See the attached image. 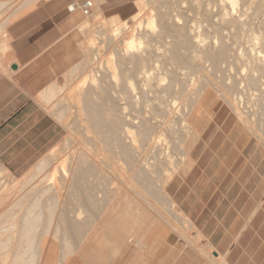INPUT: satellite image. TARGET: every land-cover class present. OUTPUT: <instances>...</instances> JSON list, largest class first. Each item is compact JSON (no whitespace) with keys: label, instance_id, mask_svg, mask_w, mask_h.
<instances>
[{"label":"crops","instance_id":"obj_1","mask_svg":"<svg viewBox=\"0 0 264 264\" xmlns=\"http://www.w3.org/2000/svg\"><path fill=\"white\" fill-rule=\"evenodd\" d=\"M84 1L0 0L19 3L4 29L7 61L0 68V167L10 178L27 174L65 136L42 102L83 58L85 23L94 17L126 21L136 13V0H91L89 16L67 10ZM191 153L192 165L174 176L161 199L151 200L167 203L169 218L158 214L160 222L146 209H121L118 199L103 200L93 213L99 204L76 188L83 212L65 215L56 228L64 236L46 243V264H264V178L236 182V164L224 167L228 156L199 166ZM194 172L195 180L187 181ZM127 207L133 221L123 217Z\"/></svg>","mask_w":264,"mask_h":264},{"label":"bare ground","instance_id":"obj_2","mask_svg":"<svg viewBox=\"0 0 264 264\" xmlns=\"http://www.w3.org/2000/svg\"><path fill=\"white\" fill-rule=\"evenodd\" d=\"M6 4L0 5L5 6ZM241 5L243 6L241 7ZM151 11H154V8L150 6V2L142 0L138 3L137 12L130 18L133 25L140 26L142 23L145 25L139 34H135V29H129L118 18L109 19L106 27V31L110 34L109 45L113 42L116 43L117 37L128 35L124 40L118 41L119 45L113 44L114 50L110 47L116 53V70L113 69L110 72V69L108 70L111 73L108 76L110 83H106V87L103 88L104 93L98 101L92 100L88 94L89 99L85 103L83 111L90 129L99 136L107 150L114 148L113 150L117 153L116 155L112 151L115 158L121 161V164L126 167L124 169L126 173L130 174L129 178L125 180V184L123 180L121 182L124 185L133 182L136 186L143 188L155 186L160 192H163L180 170L192 165L190 153L200 139V135L187 122V116L190 117L189 114L196 110V105H201V98L207 86L214 85L217 81L214 79L215 76L228 75L227 72L240 74L239 77L228 79V83L225 82L224 77L219 75L220 81L214 85L215 90L221 93V98L226 101L237 120L244 124L249 123V115L253 111L250 109L254 107L255 113L252 114H256V111L260 110L263 118H257V121L258 119L263 121H259V123L264 125V0H159L154 11L155 14H151ZM179 12L183 14L191 12V15L194 12L195 16L198 15L202 18L199 21L204 24L207 23L206 21H210V24L207 23L205 28L210 31V28L215 26L211 31L212 34H220L216 39L219 46L214 47L213 41L210 44L204 42L210 39L209 31L206 33L208 38L205 39L203 34L196 31L197 29L191 28L189 21H187L188 24L183 22V19L186 21L197 18L189 15L188 19L185 14L181 15ZM144 14L146 16H143ZM142 16L143 22L140 20ZM177 16L179 19L182 16L183 19L180 20L184 23L183 25L176 22ZM215 16L217 21L219 20V24L214 21ZM217 16L220 18L218 19ZM9 18L4 20L1 28L4 29ZM212 19L214 23H212ZM86 30L85 32L91 34L89 30ZM194 31L196 32L194 33ZM224 31L232 37L229 38L226 33L227 38L233 41L232 45L231 40L228 45L227 38V44L224 43L226 37L225 33H222ZM197 32L200 33L201 39L199 37L197 39ZM89 34L86 36L90 39ZM222 34L225 37L221 36ZM142 39H145L146 42L144 40L141 42ZM239 40L246 41L242 42V45ZM6 41L5 36L0 37V52L7 51ZM89 41L86 44L87 48L92 46ZM201 42L207 45H202ZM238 42L239 44H237ZM141 43L143 47L140 46ZM115 53L110 55H115ZM1 54L0 56L3 57L5 53ZM2 64L4 63L0 61V68ZM98 72L100 73V71ZM195 74H201L200 77L205 79L204 84L196 86L197 88L193 86ZM81 79L76 85L78 90H82L81 86L86 85L87 81L90 83L92 77L90 79L85 75ZM103 79L106 81L105 77ZM242 94L245 97L244 104L248 105L250 112L245 110V113L244 108L239 107L240 104H243L241 103ZM67 110L66 108L64 112H61V115L59 114L63 120L68 117ZM253 127L250 125L253 134L260 131V129L257 130L259 126L257 129ZM181 133L185 135L182 136ZM260 136L264 138L263 134ZM120 161L117 164H120ZM37 167H40L41 170L43 168L42 164ZM71 167L63 163L59 167V172L56 171L60 176L66 177L68 173L72 172ZM77 169L74 168L73 171ZM86 170L91 171L93 168H86ZM51 178L56 179L50 175L46 177L49 182L47 184L52 187L49 186L48 190L53 189ZM70 182H72V196L76 197L78 193L76 188L80 183H76V180L73 179ZM56 191L55 195L59 199L61 192L59 189V192ZM131 192L133 193V191ZM37 193L44 194L45 192L38 191ZM7 194L6 192L5 195ZM136 196H134L135 199ZM150 196L154 200L159 199L158 193H150ZM35 208H37L35 202L28 206L29 217L34 213ZM139 212L142 210L140 209ZM28 216L24 218L25 224L21 230V237L26 239L30 238L29 233L35 229L34 222L33 225L30 224L32 220ZM37 221H40V215L37 217ZM12 228L14 225L9 227V229ZM11 240L12 236H9L0 245L7 249ZM28 240L27 249L13 253L12 260H9L8 264L34 263L35 258L38 257L39 249L33 250L32 242ZM6 261V252L0 251V264H6Z\"/></svg>","mask_w":264,"mask_h":264},{"label":"rangeland","instance_id":"obj_3","mask_svg":"<svg viewBox=\"0 0 264 264\" xmlns=\"http://www.w3.org/2000/svg\"><path fill=\"white\" fill-rule=\"evenodd\" d=\"M140 1L142 0H136L135 2L136 12L138 10V3ZM146 1L150 2V6L154 8L155 11L157 2H159V0H146ZM0 4H2V2H0ZM18 4H19L18 2H15V3H10L8 5L6 4L5 6L0 5V37H4L6 35L4 29H6L7 24L16 17V16L13 17L12 15L9 18V16L13 12V10L16 9V6ZM242 6L243 5H241V7ZM154 11H151V14H155ZM181 12L179 13L182 15L183 13ZM191 12L188 13L186 12L187 14L184 13L185 16L188 17V19H189V15L192 14ZM194 12L193 15L191 16L197 18L198 20L193 18L191 19L193 21L191 20L184 21L182 16H180V19H183L184 23H187V21H189L188 23H190L192 27L189 25L188 26L191 28L194 27L195 30L197 29L196 31L203 34V37L207 39L208 37L206 36V33L209 30H207L205 27H207L206 26L207 23L210 24L209 23L210 21H206L207 23L204 24V22L199 21L202 20V18L200 16L198 17V15L195 16L196 14ZM145 13L147 14L148 12ZM143 16L146 15L144 14ZM143 16L140 19L141 22H143ZM185 16L184 18H186ZM6 18L9 19L6 25H4L5 27L3 29L1 28L2 23ZM219 18L220 17H218V19ZM180 19L179 16H177L176 22L179 25H183L184 23H182ZM213 19L216 22L219 21V20L217 21L216 16ZM213 19L211 20L212 23H214ZM108 21L109 19L107 18L105 19L100 17H94L90 22L85 23V25L82 28L83 42L81 44L83 50V58L54 85L53 90L49 92V94L54 93V95H51L52 98L50 97L49 100L47 101L43 99L42 102L43 106L64 127L65 136L63 137V139L56 146L51 148L45 154V156L27 174H25L20 178H10L7 175V173L0 167V243L5 242V240H7L9 236H12V240L9 243L7 249H4L2 247L3 245L2 246L0 245V251L6 252L7 255L6 264H8L9 260H12V256L14 255L13 253L17 251H24L25 249H27L28 239L32 242L33 250L37 251V249H39L37 251L38 257L35 258L33 264H46L44 259L45 257L44 251H45L46 243L51 238L64 236L62 235L64 230L60 229L59 231L56 228H58V225L60 224L63 225L62 221L64 220L65 215H70V216L81 215L83 212V205L81 203V199L80 198L77 199L76 197L72 196L73 195L71 189L72 182H70L72 181V179L76 180V183L77 182L80 183V185L78 186L79 188L78 191L81 194V198L83 193L84 195L90 196L92 200L96 201L95 204H99L98 206L96 205L95 207H91L93 213H95L99 209H102V206L104 205L103 200L112 201L118 199L121 200L120 202L121 209L125 208L130 204L134 205L135 207H138V209H142V210L146 209L148 211V215L153 219L154 222L162 221L160 215L158 214H161L165 219L169 218L170 212L168 210V206H166L167 205L166 201L162 200L159 202L156 201L152 202L151 200H153V198H151L150 196V193L153 192L158 193L159 199H161L163 197L164 191L160 192V190L155 186H148L145 188L141 186H136L133 182H129V183L126 182L127 184L124 185L125 180L129 178L130 175L127 174L126 171L124 170L126 167H124V165L121 164V161L118 160V158H115L114 153H112V151L115 152L113 150L114 148L112 150H107L103 142L100 141L99 136L94 132V130L90 129L91 127L86 121L87 118L83 111V107L86 106L85 103L87 102L89 97L90 98L92 97V100L94 101H98L100 96L103 95L104 93L103 88L106 87V83H110L108 76L111 73L109 72L113 69L116 70L115 63L117 61L116 60L117 57H116V53L112 51L113 44L115 42L109 45L110 34L108 31H106ZM122 22L126 26H128L129 29H135V34H139L140 31L143 30V27H145L143 23H142L143 25L141 24L140 26L133 25L130 19ZM201 25H203V28H201ZM214 27H211L210 29L212 30ZM85 29L89 30L91 34L85 32ZM211 30L209 31L208 34L212 36L207 34L210 37L209 40L211 41L209 40L207 41L203 40V41L206 43L208 42L209 44L210 42L212 43L213 41L212 45L215 47L217 44H219L218 40L216 39H218L220 34L219 35L212 34ZM196 31H194V33ZM198 32L196 33L197 39L198 37L199 38L201 37V35H199L200 33ZM222 33L223 34L225 33L224 35H226V37L223 34L221 36L225 37L224 39L225 42L224 41L223 42L227 44L231 36L225 31ZM226 33L228 34L229 38H227ZM88 34L91 40L88 38V36H86ZM127 35L128 34L117 37L118 39L117 38L115 39L116 40L115 44L119 45L118 41L120 42L124 40ZM221 38H219L220 41ZM143 40L145 41V39H142L141 42H143ZM230 40L228 42V45L230 44ZM88 41L92 45L90 46V48L89 46L87 48L86 45ZM244 41L246 40L243 41L239 40L240 43L242 42L244 43ZM232 42L233 41L231 40V45ZM239 42L237 44H239ZM206 43H202V45L205 44L206 46L207 45ZM144 44L145 43H143V45ZM237 44L236 46L238 47ZM140 46L143 47L142 43ZM91 47H93L92 48L93 50L91 49ZM110 47H112V49ZM0 53H2L1 55L5 53L3 57L0 56V61L6 62L7 61L6 51H1ZM111 53H115V55L114 54L110 55ZM98 71H100V73ZM227 73L228 75L219 74L220 76L226 79L225 80L226 83L229 82L228 79L231 80L235 76L239 77L240 75V74L239 75L234 74V72H232L233 74L229 72ZM85 75H87V77L90 79L92 77L91 80L89 79L91 82L87 83L89 82L87 81L85 83L86 85L81 86L82 90H78L76 88V85H78L80 79ZM219 75H217V77L215 76L214 79H216L217 81L215 80L216 83L215 81H213V83L217 84V82L220 81L218 77ZM195 76H193L194 78L193 86L197 88L196 86H200L204 84L205 79L200 77L201 74L200 75L195 74ZM104 77L106 81L103 79ZM203 77L205 78V76ZM211 78L213 79V77ZM214 85H210L211 87L207 86L206 91H204L205 93L202 95L201 98V103H200L201 105H196L195 107L196 110L189 114L190 117L187 116V122H189L190 125L194 128V130L198 132L200 135V139L195 144L194 149L191 153V157L194 158L195 160L197 157L200 158V162L198 163V165L201 166L204 161H208L210 158H214L215 159L214 161L218 160L220 163V160L221 162H223V159L225 160L226 156H228V158L224 161L225 164L224 167L232 168L233 164L234 166L236 164V169L233 170L234 177L237 176L235 179L236 182L237 181L246 182L247 179H250V182L263 181L264 138L263 136L261 137L260 135L261 134L264 135V132L262 133V131L264 130V125L261 124V122L263 121L259 119L257 121V118H263V116L261 115V111L255 108L257 110L256 114H252L255 113L253 109L254 107L253 108L250 107L252 108L250 110H253L251 113L252 116L251 114L249 115V123L250 122L251 123L244 124L243 122H240L239 120H237V117L234 114V112L226 104V101H224V99L221 98L220 95L221 93L215 90L216 88L214 87ZM75 91L77 92V94H74L76 93ZM88 94H90L89 97ZM243 94L241 100V103L243 104H240L239 107L241 108L242 106L244 108L242 109L245 112V110L249 111L248 110L249 107H247L248 105L244 104L245 97L243 96ZM66 108L68 109L67 110L68 117L66 120H63V117L60 118L61 117L60 115L61 112H64ZM255 115H257V117H255ZM259 121L261 122L259 123ZM196 122L198 124L197 128H195L194 126V123ZM256 124L259 126L258 129H257L258 126ZM250 125H252V127L254 126L253 128L257 129L258 131L260 129V131L256 134H253L254 132L252 131L253 129L251 130ZM182 133L181 135L184 136L185 134ZM217 157L220 158L216 159ZM119 161L120 164H117V162L119 163ZM63 163L67 164L68 166H72L71 167L72 172L68 173L66 177L64 176L62 177L58 173L59 167ZM39 164H42L43 167L42 170L40 167H37L39 166ZM119 166H121V168L123 169L121 170ZM74 168H78L77 169L78 171L77 170L73 171ZM86 168H91V169L93 168V170L88 171L86 170ZM252 168H254L255 170L253 171L254 175H250ZM46 175L47 176L50 175L51 177L56 178L55 180L51 178L52 179L51 182L53 183L52 184L53 189H49V190L47 189L49 188L50 184L49 185L47 184L49 182L46 179L47 177ZM195 176L196 173L194 172L193 174L190 175L187 181L189 182L194 181ZM121 180H123L124 184L121 182ZM54 186H55V190H54ZM50 188L52 187L50 186ZM58 189L60 190L61 193H59L60 194L59 201L57 202L55 191L59 192ZM37 190L40 191L41 193L44 191L45 193L44 194L37 193L38 192ZM131 191H133V193ZM6 192L8 193L7 195H5ZM134 196H136V199ZM148 200L152 202L151 204L153 208H150V206L147 205L149 204ZM33 202H37V206H36L37 208L34 209V213H32L31 217H29L27 208L29 205H32ZM87 204L84 205H86L87 207ZM127 208H128V212L124 213L123 217L127 218V220L133 221L131 214L132 208L129 207ZM41 213H42V217H41L42 220L36 223L34 222L35 229L31 231V233H29L30 238L27 239L22 238L21 230L25 224L24 218L28 216L29 219L32 220L30 224L33 225V216L35 214L39 216ZM11 225H14V228L9 229ZM151 226H149V228ZM136 228L138 229V231H141L140 226H137ZM61 257H64V255H61Z\"/></svg>","mask_w":264,"mask_h":264},{"label":"built area","instance_id":"obj_4","mask_svg":"<svg viewBox=\"0 0 264 264\" xmlns=\"http://www.w3.org/2000/svg\"><path fill=\"white\" fill-rule=\"evenodd\" d=\"M93 3L91 0H86L81 3H70L67 7L69 12H74L75 10H79L84 16H89L91 12V8Z\"/></svg>","mask_w":264,"mask_h":264}]
</instances>
